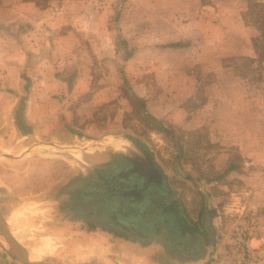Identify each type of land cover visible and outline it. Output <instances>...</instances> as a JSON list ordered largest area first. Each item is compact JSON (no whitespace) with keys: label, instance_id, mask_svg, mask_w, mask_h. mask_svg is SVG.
<instances>
[{"label":"crops","instance_id":"0c3cea01","mask_svg":"<svg viewBox=\"0 0 264 264\" xmlns=\"http://www.w3.org/2000/svg\"><path fill=\"white\" fill-rule=\"evenodd\" d=\"M38 1L41 5L37 4ZM38 1L0 0V87L8 88L10 93L4 97L5 100H0V150L3 152L1 158L5 160V164L0 166L3 168L0 173V189L10 192L12 181H18L21 177L24 180H34L38 182L37 185L45 181L50 182L52 192L54 185H58L56 193L60 195L59 209L62 210L59 212L71 217L68 220L72 222L76 214V198L71 195L70 186L85 183L86 179L91 181L90 172L97 175V169L104 170L108 165L123 169L121 159L125 156L118 153L119 151L105 150L102 153L103 148L100 149L97 158L101 164L98 165L93 162L94 158L86 149V141L91 140H86L84 133L76 131L75 128L67 132L63 131L65 128L59 130V100L52 96L67 89L74 93V100H77L91 88L90 73L94 66L96 56L93 50L96 47L88 50L81 44L82 39H98L103 43L105 38L109 40L111 37V40H114V36L119 35L130 53L125 58V52L114 46L113 54L118 59L117 62L121 61L122 65L132 62L135 66L139 64V58H147L151 71L154 72L157 91L147 96L148 90L140 84L132 93L140 100L147 97L144 105H147V114L153 119L168 121L185 131H197L202 133L203 137L211 138L212 142L218 137L222 139L223 141L219 142L223 148L214 162L217 171L228 165L227 161L222 163V160L225 157L228 159V146L236 144L237 138L234 136L239 135L238 143L241 146L245 143L244 124L247 123L246 118L249 119L250 113L247 111V96L244 93L235 96L233 91L236 84H231L226 91L227 97L223 98L221 89L226 87L224 80L213 78L205 84L196 78L193 79L190 76L192 73H189L203 72L206 76L214 77L223 70L235 71L234 64L238 59L253 61V67H256L260 52L254 49L252 39L261 37L264 28V0L118 1L120 4L117 17L111 19L116 30L112 28L111 31L106 29V32H103L105 27L100 25L97 30L90 32L94 37L85 31L83 15L71 1L68 6L71 12L64 20L60 17V6L54 7V1L45 3L46 7L42 6V0ZM49 7L51 11L48 10L47 13L50 12L51 15H45L44 9ZM257 7L261 9L259 21L252 24L247 12ZM106 20L105 15L99 17L100 24L107 23ZM140 38L147 41L146 47H140ZM176 44L179 46H170ZM78 47L83 51L77 50ZM172 56L177 59L164 61L165 57ZM117 62L107 67L108 70L119 71L122 67H119ZM63 71L75 74L72 84H68L69 79L61 77L60 73ZM88 79L90 80L87 81ZM23 87L26 88L25 95H22ZM27 87L31 90L28 91ZM204 87L210 88L203 91L205 102L199 100L202 95L198 99L195 96V93ZM240 87L243 89V85ZM13 88H22L18 94H13L17 97L12 95L17 93ZM107 89L102 88L99 93L94 94L87 106L105 103ZM37 90L39 94L35 95ZM49 92L51 96L47 95ZM8 99L10 101L6 102ZM193 99L201 105L197 110L193 106H185L187 100ZM221 102H225L227 106L225 112L221 111ZM239 118L243 120L242 127H239ZM4 128L8 130L4 131ZM59 135H68V141L60 143L50 140L52 136ZM78 137L82 139L76 141ZM32 138L41 141L28 144V140ZM56 147L63 149V153L49 157L51 160L44 159L39 153L43 149ZM135 149L140 151V147ZM33 153H36V157L31 155ZM29 155L32 158L28 160ZM33 159L36 161H32ZM244 164L246 169L255 165L249 160L244 161ZM154 165L162 174L155 162ZM9 166L13 169L8 168ZM229 166L237 169L234 165L229 164L227 167ZM253 169L254 172L259 170L256 165ZM263 170L261 169V174ZM232 171L230 173H233ZM242 171L246 173L242 179L249 185L253 181L254 173L244 168ZM98 180L101 182L102 178L98 177ZM108 180L104 179L103 182L109 183ZM205 183L213 186L214 182L210 180ZM260 185V192H255V198L261 201L260 206H264V178L261 179ZM199 199L194 218L187 214L188 199L184 200L176 193L167 200H153L152 207H155V211L161 206L170 207L173 202L178 204V215L184 216L190 225L196 228L192 233L182 232L179 223L175 227L162 228L158 233L143 238L123 234L115 236L101 229L85 228L82 232H77L74 227H67V240L73 246L83 245L84 257H98L101 264H217V258L223 252L228 237L242 222L241 215H238L242 213V205L233 207L234 196L230 203H226V199H218L209 191H201ZM63 200L68 202L66 207H62ZM0 212L9 232L12 235L14 233L15 238L18 237L15 227L16 214H12L7 220L1 204ZM75 234L82 238L80 243ZM96 251H99L98 255H95ZM5 254V257L0 254V264H21L6 252ZM28 254H33L35 260L42 259L36 250H30Z\"/></svg>","mask_w":264,"mask_h":264},{"label":"rangeland","instance_id":"374dc122","mask_svg":"<svg viewBox=\"0 0 264 264\" xmlns=\"http://www.w3.org/2000/svg\"><path fill=\"white\" fill-rule=\"evenodd\" d=\"M42 1L44 3H42V6L44 7L47 6L45 3L48 1H54V7L60 6V17L63 18V20L67 19L69 12H71V10L68 9L69 1H71L72 4L77 6L76 9L81 11V15H83L85 31L94 37V34L90 32L92 30H97V27L100 25H102V28L105 27L102 29L103 32H106V29L111 31L110 29L112 28L116 30L115 24L112 23L113 20L111 19L117 17L118 6L123 0ZM37 4L41 5L39 1ZM48 10L51 11V8L44 9L45 15H51L50 12L47 13ZM260 11L261 9L257 7L247 12L252 24L259 21L258 17ZM102 15L107 17V23L100 24L99 17ZM262 36H264V28L261 32V37ZM114 37V40H111V37H109V40L105 38L106 40L103 43L98 39H82L80 41L81 44L90 51L93 47H96L95 50H93L96 57H94V66L90 73L91 80H87H90L91 88L89 92L81 94L77 100H74V93H70L71 90L67 91V89H63L59 94L52 96L59 100V109L61 112L59 130L65 128L63 131L66 130L67 132L69 129L75 128L76 131L84 133V138L86 140H91L86 141L88 142L86 143V149L91 153L90 155L92 158H94L93 162L98 165L101 164V161H99L97 157L102 148V153H104L105 150L111 152L119 151L118 153L125 156L122 157V159L132 158L136 160H145L141 148L146 149L147 155H151L152 161L161 169L162 175L164 174L163 176H165L164 179L169 189L180 198L184 200L188 199L186 200L188 201L187 214H190L193 218L196 216L195 213L198 210L201 191H209L212 196L218 199H226L224 200L226 203H230L234 196L235 201L233 204L235 206L233 207L242 205V213L238 214L239 217L241 215V224L243 223L244 217L249 214L254 215L261 221L263 229L258 232V238L263 245L262 249L264 251V206H260L261 201L255 198V192H260L259 188L263 185H260V182L261 179L264 178V70L260 69V67L263 68L264 66H260L256 63V67H253L254 64H252L251 61L238 59L234 64L235 71L223 70L214 77L211 75L206 76L203 72L189 73V75L192 73L190 76H192L193 79L196 78L205 84L213 78H215V80H224L226 87L221 89L223 90L221 93L223 98L225 96L227 97L226 91L229 89V86L231 84H236L233 94L239 96L244 93L249 99L247 107V111H250L249 119L246 118L247 123L244 124V127H246L245 143H242L241 146L238 143V140L240 141L239 135L236 134V137L234 136V138H237L236 144L228 146V159L225 157L222 160V163L227 161L226 163L228 165H234L237 169H234V171H232L233 173H230L231 171L224 173L228 169V165L222 170L218 169V171L214 166L215 159L220 149L223 148L222 144L220 145L219 142L223 141L222 139L218 137V139H214V142H212L211 138L207 139L202 136V133L200 134L197 131H185L168 121H158L157 124L148 118L147 105H144V108L140 107L143 100V104H146L147 101L145 99L147 97L145 96L143 100L141 99V102H138L133 99V91H135L137 85L141 84L148 90L147 96L156 93L157 88L155 86L154 72L151 71V66H149L150 62L146 60L147 58H139L140 62L135 66L132 62L129 65H122L121 61L117 62L118 59L115 54H113L114 46H117L125 52L123 53V57L125 58L130 52L119 35ZM138 43L140 47H146V45H148L147 41L142 38H140ZM77 50L83 51L81 47H78ZM83 58L84 56L82 55V59ZM173 59H177V57H165L164 61L171 62ZM115 62L122 68L116 72L109 71L107 67L111 66V64L113 65ZM60 75L62 78L70 80L68 84H72L74 79L73 75L75 74L63 71ZM1 81L4 82V80ZM241 81L244 83L242 82V84ZM239 84L243 85V89ZM205 87L200 88L198 92L195 93L197 99L202 95L199 100L204 102L206 98H204L203 91L210 89ZM102 88H108L107 101L102 104H97L96 106H87L91 97L99 93ZM7 89L8 88L0 87V100L6 97L7 94H10ZM21 89L22 88H13L12 90L17 91V93H12V95L18 94ZM24 90H26V88L24 89L23 87L22 95H25ZM27 90L30 91L31 89L27 87ZM37 94H39L38 90L35 95ZM47 95L51 96V92ZM13 96L17 97V95ZM9 101L8 99L6 102ZM197 102L198 101L195 99L190 101L187 100L185 106L189 108L193 106L194 109L197 110L201 107ZM226 109L227 106L225 102H221V111L225 112ZM239 120L241 121L239 127H242L243 120L240 118ZM159 128H162L164 131H159ZM5 130H8V128H4V131ZM68 137V135L52 136L50 140L66 143ZM79 139H82V137L76 138V141ZM39 141L41 140L32 138L28 140V144ZM139 147L140 151H137L135 148ZM121 149L125 150L123 151ZM71 152H66V154ZM2 153L3 152L0 150V166L5 164V160L1 158ZM39 153L43 155L44 159L51 160L52 158L49 157L62 154L63 149L58 147L53 149L49 148L43 149ZM31 155L36 157V153ZM31 155L27 157L28 160L32 158ZM246 160L250 162L253 161L259 170L253 171L255 165H253V167L251 166L252 168L250 169H246V165L244 164ZM32 161L36 160L33 159ZM8 168L12 167L9 166ZM242 168L254 173L252 178L253 181L249 185L245 184L242 179V176L246 175V173L242 171ZM261 169L263 170L262 174L260 173ZM2 170L3 168L0 167V173ZM97 170L99 171H97V175H95L94 172H90V175L92 174V179L87 176L91 181L86 179L85 183L81 181L82 183H77L75 186L70 184V191L72 190L71 195L73 194L76 198V214L74 213L75 217L72 216L75 219V221L73 219L75 223L68 220V218L71 217L61 215L59 212L62 210L59 209L61 203L60 195L56 193L58 191V185H54V192H52L51 189L53 188L50 182L48 183L45 181V183H39L37 185L38 182L34 180H24V178L21 179V177L18 181H12V191L10 190V192H8L7 190L0 189V204L5 218L7 219L12 214H16L15 227L18 231V237L16 236L15 238V234L13 233L12 235L10 233L11 237L16 242L19 240L17 243L23 246L27 252L36 250L37 254L42 258L40 260L45 263L101 264L98 257H84V246H73L72 243L67 240L69 236L65 231L67 227H74L77 232H82L83 229L91 226L87 224V221H93L94 219L99 220L101 223L102 217L100 218V216L93 214L95 211H90L85 201H91L92 199L93 202L94 194H101L100 190H105L104 188L109 187V185H106V182H103L104 179H109L108 181L114 180V176L120 175L121 170L114 167L112 168V166L109 165L104 170ZM123 170H125L124 167ZM219 176L221 178L216 179V177ZM98 177L102 178L101 182L98 180ZM135 178L130 177L131 183L133 181L132 179ZM33 179H35V176ZM210 180H213V186L205 183V181ZM117 183L118 182H116V184ZM62 185L63 183L60 186ZM67 203V200H65L62 207H66ZM96 210H98V208H96ZM102 225L105 226L103 223ZM96 228L100 229L99 227ZM75 235L78 237L77 234ZM77 240H79L80 243L82 238L78 237ZM5 252L3 246H0V254L2 257L6 256ZM98 254L99 251H96L95 255ZM111 254L113 255L114 253L111 252ZM31 255L33 256V254Z\"/></svg>","mask_w":264,"mask_h":264},{"label":"trees","instance_id":"16d2710c","mask_svg":"<svg viewBox=\"0 0 264 264\" xmlns=\"http://www.w3.org/2000/svg\"><path fill=\"white\" fill-rule=\"evenodd\" d=\"M252 44L254 49L260 52L257 59L258 64L264 66V36L252 39ZM170 46L177 47L179 45ZM261 69L264 70V67H261ZM133 99L141 102L135 96H133ZM140 107L144 108L143 102H141ZM148 118L158 124L157 120L150 116ZM159 131L164 130L159 128ZM141 150L147 153L146 149L141 148ZM149 158L152 160L151 155H149ZM121 161L125 168V165L129 161L125 159H121ZM232 170L234 169L229 166L224 173ZM132 176H139L142 180V176L135 171H133L132 175L130 173H125L122 176L116 175L114 176V180L106 184L109 187L104 188L105 190H100L101 194L97 193L93 195V202L92 199L91 201H85L90 211H95L93 214L100 216V218L102 217L101 223L97 219L87 221V224L91 225L88 228L97 229L96 227H99L101 230L105 232L107 230L115 236L123 234L142 238L150 237L158 233L162 228L175 227L177 223L182 227V232L192 233L196 230L184 216L178 215V204L175 202L167 208L161 206L157 211L154 210L155 207H152L154 199L167 200L174 195V192L167 186L164 177L162 183L151 182L144 187V183L141 184V181L134 182V185L133 183L132 185L129 184L131 183L130 177ZM138 179L140 180V178ZM116 182L118 183L116 184Z\"/></svg>","mask_w":264,"mask_h":264},{"label":"built area","instance_id":"2783aa9c","mask_svg":"<svg viewBox=\"0 0 264 264\" xmlns=\"http://www.w3.org/2000/svg\"><path fill=\"white\" fill-rule=\"evenodd\" d=\"M261 229L262 223L254 215L244 217L228 237L217 264H264L263 245L258 238Z\"/></svg>","mask_w":264,"mask_h":264},{"label":"water","instance_id":"95a60500","mask_svg":"<svg viewBox=\"0 0 264 264\" xmlns=\"http://www.w3.org/2000/svg\"><path fill=\"white\" fill-rule=\"evenodd\" d=\"M145 156L144 161H138L136 171L144 179V187L151 182L162 183L163 176L160 171L155 167L154 162L149 158L146 152H143ZM132 174L133 171H128ZM7 240H10L13 244H9ZM0 244L3 246L6 253L18 261L21 264H49L42 260L31 261L29 259L28 252L21 247L10 235V232L6 226V222L0 212Z\"/></svg>","mask_w":264,"mask_h":264},{"label":"flooded vegetation","instance_id":"af4514ba","mask_svg":"<svg viewBox=\"0 0 264 264\" xmlns=\"http://www.w3.org/2000/svg\"><path fill=\"white\" fill-rule=\"evenodd\" d=\"M123 159H125V158H123ZM125 160H127V159H125ZM127 161H129L125 166V170H121V173H120V176H122V175H124L125 173L127 174L128 173V171H135V172H137L136 171V166L139 164L138 163V161L140 162V161H143V160H135V159H130V160H127ZM132 175V174H131ZM132 177H134L135 178V176H132ZM138 178H140V180L138 179ZM133 181H132V183H133V185L135 184L134 182H139V181H141V184L142 183H145L144 182V179H143V177H142V180H141V177H139V176H136V178L135 179H132Z\"/></svg>","mask_w":264,"mask_h":264},{"label":"bare ground","instance_id":"6f19581e","mask_svg":"<svg viewBox=\"0 0 264 264\" xmlns=\"http://www.w3.org/2000/svg\"><path fill=\"white\" fill-rule=\"evenodd\" d=\"M7 241H8L9 244H13L10 240H7ZM34 258H35V257L32 256L31 254L29 255V259H30L31 261H38V260H35Z\"/></svg>","mask_w":264,"mask_h":264}]
</instances>
